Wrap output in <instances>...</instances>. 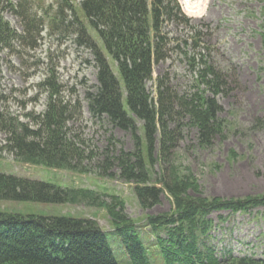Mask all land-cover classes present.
Wrapping results in <instances>:
<instances>
[{
  "label": "trees",
  "instance_id": "16d2710c",
  "mask_svg": "<svg viewBox=\"0 0 264 264\" xmlns=\"http://www.w3.org/2000/svg\"><path fill=\"white\" fill-rule=\"evenodd\" d=\"M54 1V10L50 6L36 17L28 9V0H6L0 8V55L16 51V43L34 50L42 24L57 34H75V40L92 51L97 68V83L85 92L90 115L130 134L133 147L116 148L118 140L112 133L96 157L92 149L83 147L85 141L68 126L81 119V102L77 98L64 99L63 85L52 67L37 85L33 98L47 95L42 112H27L29 121H23L0 108V133L5 135L2 148L33 165L79 172L92 166L101 177H118L133 184V193L143 208L156 204L166 192L172 198L173 210L148 215L139 225L123 212L124 201L116 196L107 203L88 189L65 188L1 171L0 199L99 203L107 210L114 227L112 233L120 238L130 264H153V259L160 264H264V251L261 258L230 252L219 258L211 242L213 220L209 218L213 211L237 213L264 207V194L207 199L196 181L181 175L170 160L181 138L183 119L196 127L201 148L210 147L216 137L223 138L226 129L225 120L219 117L222 107L216 100L225 92L224 72L210 61L208 52L199 50L203 32L191 23L179 1ZM6 8L19 13L21 32L4 19L2 11ZM67 12H71L72 20L67 19ZM169 24L184 26L192 33L186 39L170 36ZM179 43L191 48L182 51L195 71L196 90L179 96L160 76L155 95L151 96L146 84L152 79L153 66L165 60ZM6 100L0 91V105ZM145 227L149 230L144 231ZM153 234L155 243L150 240ZM150 244H157L159 251L153 252ZM0 264L120 263L104 230L93 218L0 211Z\"/></svg>",
  "mask_w": 264,
  "mask_h": 264
},
{
  "label": "rangeland",
  "instance_id": "374dc122",
  "mask_svg": "<svg viewBox=\"0 0 264 264\" xmlns=\"http://www.w3.org/2000/svg\"><path fill=\"white\" fill-rule=\"evenodd\" d=\"M17 3L18 0H11ZM182 11L191 23L203 32L200 40L201 52H208L210 61L225 75L226 88L216 96L222 109L219 117L225 120L224 137H216L208 148L197 145V129L183 119L181 138L172 151L171 162L181 175L195 180L204 197L212 199H239L264 194V0H178ZM28 9L41 17L46 9L57 6L54 0H28ZM6 0H0V8ZM72 20L71 12H67ZM4 19L18 32L22 31L19 13L6 8ZM38 46L34 50L15 44L16 51L1 53L0 91L7 96L0 105L13 117L29 121L27 112L39 113L45 108L46 94L36 97L37 85L48 69L54 67L57 80L63 85L64 99H79L82 105L81 119L69 122L92 153L99 154L112 133L118 140L116 148L133 147L130 134L112 128L92 117L88 111L85 92L97 83V68L92 51L80 45L73 33L57 34L49 25L42 24ZM170 36L188 38L192 31L184 26H167ZM190 43V41L188 40ZM186 46L170 52L169 56L153 66L152 79L146 87L155 95L156 79L162 77L177 95L190 94L197 88L195 71L183 57ZM191 51L190 47L185 48ZM18 51V52H17ZM210 92H208L209 94ZM5 135L0 133V171L13 173L42 181L52 182L65 188L88 189L99 195V201L110 203L116 196L124 201V213L143 225L148 215L168 213L173 210L172 198L166 193L151 207L139 205L133 184L118 177H101L92 166L85 172L33 165L17 159L2 148ZM87 152L90 150H86ZM90 152V153H91ZM94 157V158H95ZM93 158V159H94ZM156 165L155 170L158 171ZM264 207L247 212L231 213L213 211L211 242L216 255L225 252L235 256L261 258L264 251ZM0 211L22 214L65 215L95 219L104 230L115 258L120 264L128 263L125 248L107 210L97 205L77 201L75 203H41L33 201L1 200ZM222 216V218H220ZM148 231L149 227L143 228ZM162 235V233H161ZM156 242L155 235L150 237ZM153 252L159 251L157 244H150ZM153 264H160L154 261Z\"/></svg>",
  "mask_w": 264,
  "mask_h": 264
}]
</instances>
